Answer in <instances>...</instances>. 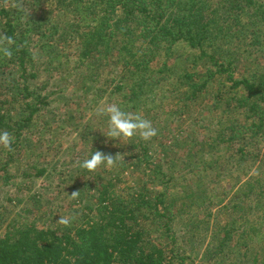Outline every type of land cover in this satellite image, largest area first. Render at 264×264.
Instances as JSON below:
<instances>
[{"label":"trees","instance_id":"obj_1","mask_svg":"<svg viewBox=\"0 0 264 264\" xmlns=\"http://www.w3.org/2000/svg\"><path fill=\"white\" fill-rule=\"evenodd\" d=\"M50 1L58 14L80 12L91 22L81 25L75 17L67 24L57 20L54 33L46 36L74 42L78 67L107 75L96 99L107 90L110 98L120 94L113 103L136 110V114H149L157 134L169 123L168 119L157 120V110L165 104L173 117L200 121L209 79H224L232 96L222 101L225 128L208 129L203 143L189 147L194 157L190 163L179 159L170 169H155L145 157L148 147L135 137L139 143L132 148L141 151L132 157L137 161L129 167L139 171L143 164L138 185L131 186L120 176H97L81 184L75 196H68L73 210L66 214L59 206L61 217L52 215L48 226L33 222L7 225L0 237V264H182L186 258L178 255L175 227L201 229L200 242L211 227L218 234L214 244L202 252L204 264H222L226 247L235 248L248 264H264V0H225L219 6H213L212 0ZM91 1L99 5L90 7ZM11 2L9 10L0 8V42L4 46L0 68H16L19 77L9 81L18 79L21 93L17 97L12 93L11 101L5 93L8 87L0 83V132L7 131L13 140L11 149L4 146L0 151L5 157L0 159L3 186L13 179L4 165L9 164L14 150L24 148L27 134L35 131L49 106L47 96L24 75L34 61L26 46L34 25L28 30L16 25L19 11L11 8ZM229 42L233 45L230 50L225 47ZM180 43L189 55L180 54ZM6 50H11V56ZM237 50L247 66L240 79L233 66L236 60H231L238 56ZM224 58L229 61L222 62ZM203 61L215 69L205 81L196 73ZM206 157H213L215 163ZM191 163L192 173L200 180L208 179V171L221 174L219 164L245 163L252 175L227 199L224 194H214L215 183L207 189L187 178ZM46 170L34 167L31 171L36 174L25 177L47 178ZM53 199L56 204L58 192ZM64 214L67 225L59 222Z\"/></svg>","mask_w":264,"mask_h":264},{"label":"rangeland","instance_id":"obj_2","mask_svg":"<svg viewBox=\"0 0 264 264\" xmlns=\"http://www.w3.org/2000/svg\"><path fill=\"white\" fill-rule=\"evenodd\" d=\"M223 1L225 0H212V5L219 6ZM98 5L97 1L89 3L90 7ZM13 7L19 11L15 21L16 25L27 30L34 25V30H31V36L26 44L34 61L28 65L24 75L30 79L34 88H39L42 95L47 96L49 106L35 131L27 134L24 148L20 151L14 150L9 164L4 165L8 167L7 175L13 179L6 186L1 185L2 182H0V237L7 231V225L11 224L22 226L33 222L39 227L48 226L52 215L61 217L59 206L63 213L67 214L68 209L69 211L73 210V201L68 196L80 191L81 184L90 183L94 177L115 179L120 176L129 185L136 186L142 175L139 171H143L144 167L142 164L139 171L129 167L130 162L137 161V158L132 157L141 151L138 147L137 149L132 148L133 144L139 143H135L133 140L135 137L123 141H111L106 138L108 133L107 116L101 113L108 105L114 104L115 97L120 96L118 94L110 98L107 90L101 98L96 99V95L102 94L99 87L103 85L107 75L105 73L98 74V70L95 69L85 70L87 68L85 66L82 69L79 68L74 56L76 53L74 42L60 41L56 35L46 36L50 31L53 32L54 22L57 20L67 24L71 17H75L81 25L91 24L90 20L80 12L58 14L50 0H13L11 8ZM0 8L9 10V0H0ZM36 32H40L41 35L34 36ZM178 47L182 56L190 54L182 43L178 44ZM225 47L230 50L233 45L229 42ZM3 48L4 46L0 42V52ZM52 49L54 50L48 52ZM240 50L235 51L238 56L234 55L231 59L236 60L233 66L237 79L244 77L247 71L246 64H242V60L239 58ZM228 61L227 58L222 59V62L227 63ZM185 64L187 65V62L183 66ZM202 64L200 68L196 69V73H199L202 78L199 80L205 81L210 78H208L209 74L211 75L215 69L210 68L207 61H203ZM19 75L16 73V68L12 66L0 68V83L4 87H8L5 93L9 95L11 101L12 93L17 97V93H21V91L17 90L20 86L18 79L13 83L9 79L18 78ZM207 82L209 86H206L205 90H208V95L202 100L205 111L201 112L198 123L191 122L189 116L176 115L173 117L170 112L171 107L169 104H165L157 110L160 113L157 120L159 123H163L165 119H168L169 123L166 127L149 141H144L138 135L136 136V138H140L138 140L143 143V147H148L145 157L155 169L162 170V167L170 169L179 159L190 163L194 157L190 153L189 147L194 146V143L198 145L203 143L204 139L209 136L208 129L222 131L225 128L226 119L222 111L224 108L222 101L231 97L232 92L227 89L226 82L219 76H215ZM122 110L136 114V110H128L125 107H122ZM194 110L197 113L200 111ZM137 114L149 120V114L143 112ZM263 148L264 145L261 146V150ZM2 149L6 148L0 145V151ZM97 150L113 156L121 155V157L117 158V163L114 166L100 167L94 172L80 168L79 163L89 158L91 152L94 153ZM3 158L5 157L0 155V159ZM206 161L215 163L213 157H206ZM34 167L47 168L46 174L49 176L27 179L26 175L32 177L36 174L35 171H31V168ZM218 167L221 174L220 171L213 173L208 171L205 175L208 179L200 180L192 173L194 164L191 163V166L186 168L189 173L186 177L207 189L215 183L216 186L212 189L214 194H224L229 199L232 197L231 193L242 182L244 183L248 176L252 175V171L248 170L245 163L233 166L219 164ZM131 172L134 173L131 174ZM219 179H222V182L218 181ZM119 188L120 186L116 187V189ZM57 192L58 199L54 204L53 198ZM175 192L176 190H173L172 195ZM250 219H254L252 214ZM211 229L212 227L208 236L200 242L202 239L201 229L182 230L175 227L178 237L176 243L178 255H183L186 258L182 264H204L202 260L204 248L214 244L216 239L213 237L218 238V234L214 232V229ZM222 264L248 263L235 248L226 247Z\"/></svg>","mask_w":264,"mask_h":264},{"label":"clouds","instance_id":"obj_3","mask_svg":"<svg viewBox=\"0 0 264 264\" xmlns=\"http://www.w3.org/2000/svg\"><path fill=\"white\" fill-rule=\"evenodd\" d=\"M11 43V38H9V44ZM6 54L11 56V50H6ZM101 114L107 116L108 133L107 137L104 136L108 140H131L138 135L144 141H149L157 135V129L153 127L150 120L142 118L138 114L124 111L116 104L108 105ZM12 143V137L7 131L0 132V145L11 149ZM118 157H121V155L113 156L97 150L94 153L91 152L89 158L80 162L79 167L88 172H94L100 167L108 168L114 166ZM75 195L76 193L72 196ZM59 222L65 225L69 223L67 219H61Z\"/></svg>","mask_w":264,"mask_h":264}]
</instances>
